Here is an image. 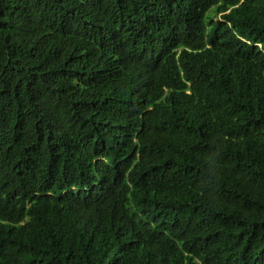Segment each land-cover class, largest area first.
Returning <instances> with one entry per match:
<instances>
[{
  "label": "trees",
  "instance_id": "16d2710c",
  "mask_svg": "<svg viewBox=\"0 0 264 264\" xmlns=\"http://www.w3.org/2000/svg\"><path fill=\"white\" fill-rule=\"evenodd\" d=\"M0 264H264V0H0Z\"/></svg>",
  "mask_w": 264,
  "mask_h": 264
}]
</instances>
